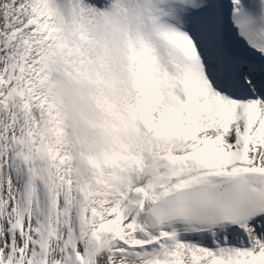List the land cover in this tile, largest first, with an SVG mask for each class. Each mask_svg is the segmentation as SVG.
<instances>
[{
    "label": "snow or ice",
    "instance_id": "snow-or-ice-1",
    "mask_svg": "<svg viewBox=\"0 0 264 264\" xmlns=\"http://www.w3.org/2000/svg\"><path fill=\"white\" fill-rule=\"evenodd\" d=\"M0 264H264V0H0Z\"/></svg>",
    "mask_w": 264,
    "mask_h": 264
}]
</instances>
